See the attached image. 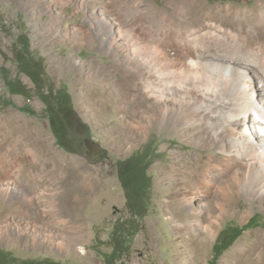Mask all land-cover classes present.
I'll return each mask as SVG.
<instances>
[{
    "label": "rangeland",
    "instance_id": "obj_1",
    "mask_svg": "<svg viewBox=\"0 0 264 264\" xmlns=\"http://www.w3.org/2000/svg\"><path fill=\"white\" fill-rule=\"evenodd\" d=\"M62 1L0 0V156L6 154L8 166L17 171L22 182L21 186L12 183L6 191L0 189V215L8 203L35 200L26 214L33 219L0 218V264H24L23 260L104 264V256L113 251L114 244L127 247L115 259L123 264H264V203L256 201L250 206V216L243 223L241 214L248 209L243 196L225 205L227 217L220 222L214 238L202 247L197 260L192 262L188 257L178 262L174 224L161 209L165 196L177 193L175 179L168 182L166 178L161 185L160 181L173 164L183 175H192V169H200L199 159L205 161L207 156L216 155L218 160H225V154L218 152L223 141L210 142L211 147H206L205 125L199 117L190 115L188 107H184V115L168 104L170 119L160 113L162 105L143 93L138 95L133 80L122 71L125 61L112 52L110 40L98 27V6L87 0ZM110 1L115 13L125 19H146L145 28L154 32L160 27L166 31L180 27L185 18L194 20L193 27L201 31L208 29L210 22H223L229 27L240 25V19H244L240 13L252 17L264 12V0ZM259 28L263 30V25ZM22 50L38 62L42 73L38 88L26 75L17 73L14 54ZM162 55L157 53L155 57L164 67L168 62L183 60L178 56L179 60L174 58L172 62L165 55L162 60ZM168 69L172 72L175 68L169 65ZM15 75L26 85L28 97L8 92L6 80ZM190 75L186 78L198 79H190ZM254 78L252 84L258 92ZM40 94H48L52 104L55 97L58 100L64 95L71 100L73 119L82 123L77 124V133L75 124L68 131L69 137L77 138L71 150L57 144ZM7 99L15 106H6ZM22 105L35 114L20 111L17 107ZM179 113L183 115L179 117ZM148 119L152 121L148 132H138L139 120L144 123ZM4 138L7 143L2 142ZM128 158L140 160L145 173L144 189L132 194L130 201L118 178V163ZM17 165H22L21 173ZM234 178L237 174L233 173ZM213 203L196 206L207 213ZM233 227L240 235L224 250L218 246L217 252H222L214 257L213 245L232 240ZM241 242L245 248L235 253V245Z\"/></svg>",
    "mask_w": 264,
    "mask_h": 264
},
{
    "label": "bare ground",
    "instance_id": "obj_2",
    "mask_svg": "<svg viewBox=\"0 0 264 264\" xmlns=\"http://www.w3.org/2000/svg\"><path fill=\"white\" fill-rule=\"evenodd\" d=\"M87 2L94 7L98 6V27L110 40L108 46L112 52L120 55L125 61V70L122 71L133 80L136 93H143L145 97L155 100L159 106L162 105L164 110L160 113L170 119L172 116L166 110L168 104L176 106L183 113L184 107H188L190 115L199 117L205 125L206 147H211L210 142L216 144L223 141L218 152L225 154V160H222L223 157L218 160L220 157L216 155L207 156L205 161L199 159V162L202 161L200 169H192V175H183L180 167L173 164L169 174L160 181L161 185L166 178L168 182L175 179L174 187L177 189V193H169L163 203L160 202L163 204V214L174 224L175 258L177 257L178 262L188 257L192 262L196 261L202 247L214 238L220 222L227 217L226 206L231 204L232 199L243 196L248 201V209L241 214L243 223L250 216V206L256 201L264 203V12L261 15L253 14L252 17L240 13L243 15L241 18H244L240 19V25L233 23L228 27L223 22H210L209 28L201 31V28L193 27L194 20L185 18L186 22L180 27L176 26L177 28L167 31L160 27L154 32L145 28L146 19H125L115 13L110 0ZM63 5L65 6L66 2ZM261 25L263 30L259 28ZM154 45H159V48ZM151 48L153 49L150 51ZM157 53H162L170 60H179L182 56L183 60L175 64L168 62V67L165 68L155 57ZM163 55L161 59L165 57ZM169 65L176 70L168 71ZM243 69L247 70V73H243ZM174 71H179L182 76L179 73L177 76ZM189 73L192 74L190 79H198H187ZM253 78L256 80L258 92L253 87ZM150 110L155 114L154 109ZM183 113H179V117ZM151 124L149 119L144 123L139 120L137 131L146 134ZM7 141V138L2 139L3 143ZM6 152L10 155L14 153L11 154L9 150ZM8 160L6 154L0 156V189L5 191L12 183H18L20 186L22 183L17 171L8 166ZM22 165L16 167L20 173L23 171ZM233 173L237 174V178L232 179ZM32 200L34 203L32 198L26 199L25 202L18 200L6 203L9 207L3 210L0 218L9 219L14 216L22 221L33 219L26 215L33 205ZM209 201L214 203L209 205L207 213L196 206V203L204 205ZM70 219H65V222ZM60 221L64 219L61 218ZM156 232L152 234L157 235ZM235 246L236 253L242 250L244 245L241 242ZM225 260L229 262L227 257Z\"/></svg>",
    "mask_w": 264,
    "mask_h": 264
},
{
    "label": "trees",
    "instance_id": "obj_3",
    "mask_svg": "<svg viewBox=\"0 0 264 264\" xmlns=\"http://www.w3.org/2000/svg\"><path fill=\"white\" fill-rule=\"evenodd\" d=\"M22 46L25 49V45H22ZM14 58H15V61L18 67L17 73L26 75L33 82L35 87L38 88L42 80V73L39 69L38 62L32 59L29 55H27L23 50L20 52L16 51V53L14 54ZM6 88L11 95L12 94H22L28 97L27 93H25L28 91V89H26V85L20 80V78L17 75H15L13 78H8L6 80ZM54 93L56 94L57 92H54ZM39 98L45 104L44 110L46 113V117L48 118L49 126L51 128L52 133L54 134L56 138L57 144L66 150H71L70 147H68L64 142H62L59 138H57L59 137L60 133L69 137L68 131L72 130V127L74 126V124L76 128V131H75V128H74V131L77 133L78 131L77 127L80 126V125L78 126L77 124H82L81 121L76 122L75 119H73L74 116H73V110H72L73 107H71L72 106L71 100L69 99L67 95H64V98L62 99V101L64 102L63 105L65 106V108H67V110L65 112H62L61 110H63L62 109L63 107L61 106L60 101L57 100L56 97H55V100H56L55 104H52L50 102L48 94H42V95L40 94ZM4 104L6 106L7 105L15 106V104L11 101V99H7ZM17 108L20 111L28 113V114H31V115L35 114L34 111H32L27 105H22ZM75 136L76 135L72 136V140L77 139ZM143 170L144 169L142 166V162L140 160H136L135 158H128L118 163V176L122 183V186L125 188L126 191H130L133 194H136L139 192V190H141L144 187V186H141V184H138V181H140L145 176V173ZM132 183H135V186ZM129 196L130 195L128 194L127 196L128 201H130ZM233 228L235 231V235L233 236L232 240L225 243L224 245L221 244V241L218 245L217 244L213 245V251L215 252L214 257L219 256V254L222 252V251L217 252L218 246H221L222 250H224L231 244V242L234 239H236L240 235V232H238L237 227H233ZM222 236H221V239H222ZM127 243H129V241ZM126 250H127V247L119 248V247H116L114 244L113 251L109 255L104 256V264H123L122 262L116 263L115 259H116L117 253H121ZM22 262L24 264H60L55 261L23 260Z\"/></svg>",
    "mask_w": 264,
    "mask_h": 264
},
{
    "label": "flooded vegetation",
    "instance_id": "obj_4",
    "mask_svg": "<svg viewBox=\"0 0 264 264\" xmlns=\"http://www.w3.org/2000/svg\"><path fill=\"white\" fill-rule=\"evenodd\" d=\"M64 98V96H61V98H59L58 100L60 101V103H61V106L63 107L62 109L63 110H61L62 112H65L66 110H67V108H65V106L63 105V101H62V99ZM57 138H59L62 142H64L68 147H73V146H75L74 144H75V142H76V140H72V137H67L66 135H63L62 133H60L59 134V137H57ZM56 139V138H55ZM84 144V143H83ZM85 145V144H84ZM118 178H119V176H118ZM144 178H145V176H144ZM144 178H142L140 181H138V184H141V186H144L145 185V179ZM119 181H120V179H119ZM120 183H121V181H120ZM136 183V182H135ZM135 183H132L134 186H135ZM121 186H122V183H121ZM123 187V186H122ZM123 189L125 190V188L123 187ZM144 189V188H143ZM126 191V190H125ZM130 191H126V193H127V195L129 194L130 196H129V199H131V195L133 194L132 192H130Z\"/></svg>",
    "mask_w": 264,
    "mask_h": 264
}]
</instances>
